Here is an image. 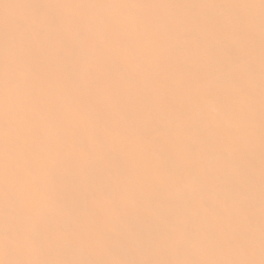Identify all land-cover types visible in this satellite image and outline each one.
<instances>
[{"label":"bare ground","instance_id":"obj_1","mask_svg":"<svg viewBox=\"0 0 264 264\" xmlns=\"http://www.w3.org/2000/svg\"><path fill=\"white\" fill-rule=\"evenodd\" d=\"M0 264H264V0H0Z\"/></svg>","mask_w":264,"mask_h":264}]
</instances>
